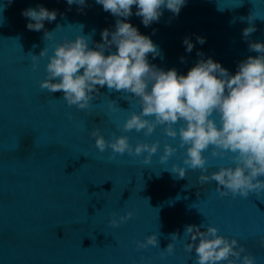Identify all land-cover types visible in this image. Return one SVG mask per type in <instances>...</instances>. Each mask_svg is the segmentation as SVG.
Listing matches in <instances>:
<instances>
[{
	"label": "water",
	"instance_id": "1",
	"mask_svg": "<svg viewBox=\"0 0 264 264\" xmlns=\"http://www.w3.org/2000/svg\"><path fill=\"white\" fill-rule=\"evenodd\" d=\"M41 4L58 10L57 18L30 31L21 13ZM136 11L134 5L127 19L158 46L161 55L149 54L148 60L165 71L186 75L202 51L204 59L213 58L235 75L242 61L259 55L249 44L264 42V0H187L178 16L165 8L148 27ZM251 14L257 30L245 39ZM117 19L123 18L96 0L83 7H69L66 0H0V264H198L195 249L185 247L192 243L188 225H201L202 231L217 227L219 235L237 239L245 254L264 264V190L221 196L216 181H199L202 174L234 168L233 153L213 156L210 146L204 152L208 171L194 170L184 163L189 146L181 147L179 135L167 136L166 125L151 135L124 130L132 113L142 112L134 94L98 85L89 107L79 109L67 104L62 91L41 88L58 45L83 35L96 48L102 31H114ZM198 36L206 43L199 44ZM186 37L195 44L191 53L182 43ZM45 48L47 55L33 60ZM115 51L113 46L105 55ZM213 115L222 127L220 115ZM181 126L183 120L174 125L177 132ZM97 128L108 141L124 135L133 149L157 141L159 149L150 163L147 152L112 158L111 148L102 153L96 147ZM165 145L177 151L162 161ZM176 165L187 168L183 179L172 173ZM128 212L132 217L118 227L109 223ZM152 234L159 246L138 249L137 242ZM171 242L174 252L162 255Z\"/></svg>",
	"mask_w": 264,
	"mask_h": 264
},
{
	"label": "clouds",
	"instance_id": "2",
	"mask_svg": "<svg viewBox=\"0 0 264 264\" xmlns=\"http://www.w3.org/2000/svg\"><path fill=\"white\" fill-rule=\"evenodd\" d=\"M12 0H9L11 3ZM69 7L73 4L86 6V0H66ZM187 0H96L104 11L123 18L117 19L115 30L104 29L101 33L102 42L96 48L89 47V38L78 36L74 41H66L58 45L55 53L47 64V79L41 83L42 89L51 93H64L63 99L69 106L76 105L79 109H87L93 94L99 92L97 86L117 91H127L138 97L142 112L132 113L124 124L125 131L135 129L137 132L146 130L151 135L158 125H166L167 136L181 138V147L188 145L184 163L192 169L208 171L207 158L204 152L214 146L212 155L223 156L227 152L234 154L235 167H222L211 175L202 174L200 184L216 181L221 196L229 194L248 197L250 192L264 190V42H251L249 50L259 53L249 56L238 65V71L231 75L220 62L198 51L201 59L186 75L178 74L175 68L159 69L149 63L148 56L155 58L161 55L158 46L148 35L141 34L139 29L127 19L133 15V6H137L136 15L142 17L145 27L159 22L163 9L178 16ZM22 16L29 20L26 27L30 31L44 29L45 21H55L58 10H49L42 4L36 8L22 11ZM243 19V18H241ZM250 26L243 29L242 35L247 39L257 29L251 14L247 18ZM156 30L154 29L153 32ZM52 32H46L50 37ZM111 36V39H109ZM197 42L206 43V38L198 36ZM186 51L191 53L195 47L190 37L183 40ZM115 46L117 51L105 55V51ZM47 48L33 60L47 55ZM183 57L181 60L183 61ZM35 66V65H34ZM82 70V71H81ZM115 104V102H112ZM214 113L220 115L222 127L217 125ZM154 116V120L146 117ZM183 120L179 132L174 127ZM96 138V147L100 152L112 149V158L125 152L142 155L147 152L145 163H150L152 155L159 149V141L148 144L139 143L133 149L127 136L108 141L97 128L92 132ZM176 148L165 145L162 161H167ZM178 178L187 175V168L176 165L173 172ZM132 212L112 219L109 223L118 227L132 217ZM186 233L191 234L192 243L185 247L188 252L195 249L198 264H256V257L247 253L244 245L233 238L219 235V229L209 226L206 231L201 225H188ZM173 238L177 234L172 235ZM199 239L198 245L195 243ZM159 246L158 235L152 234L146 241H138L137 248ZM174 243H169L162 250V255L174 252ZM233 257L235 259H233Z\"/></svg>",
	"mask_w": 264,
	"mask_h": 264
}]
</instances>
